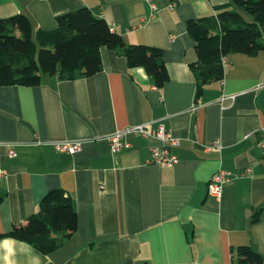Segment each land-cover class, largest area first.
I'll return each mask as SVG.
<instances>
[{
  "label": "crops",
  "instance_id": "obj_1",
  "mask_svg": "<svg viewBox=\"0 0 264 264\" xmlns=\"http://www.w3.org/2000/svg\"><path fill=\"white\" fill-rule=\"evenodd\" d=\"M151 3L155 11L146 0H0V19L25 15L35 34L88 8L128 46L162 50L169 75L159 88L144 68L102 48L94 76L0 87V167L8 172L0 235L26 225L55 189L72 198L78 216L72 236L52 234L61 245L49 255L0 239V264H235L240 246L264 257V50L230 55L224 79L198 95L188 24L229 0ZM159 124L180 140L177 164L148 163L151 148L162 146L155 138L129 134L132 148L112 152L110 135ZM59 142H81V150L59 152ZM221 170L232 177L219 200L208 184Z\"/></svg>",
  "mask_w": 264,
  "mask_h": 264
},
{
  "label": "trees",
  "instance_id": "obj_2",
  "mask_svg": "<svg viewBox=\"0 0 264 264\" xmlns=\"http://www.w3.org/2000/svg\"><path fill=\"white\" fill-rule=\"evenodd\" d=\"M216 12L188 24L198 54V61L190 66L198 82V95L205 86L224 79V58L232 54L256 56L264 50V0H229L227 5L216 6ZM56 23L55 30L35 34L25 15L0 19V87H35L44 76L61 80L94 76L103 69L102 48L121 54L130 68H144L159 88L169 81L162 50L128 46L90 9L59 15ZM77 229L72 198L55 189L43 197L39 212L26 225H15L0 239L13 238L49 255L61 245L52 234L72 236ZM234 253L235 264H264V257L252 246H240Z\"/></svg>",
  "mask_w": 264,
  "mask_h": 264
},
{
  "label": "built area",
  "instance_id": "obj_3",
  "mask_svg": "<svg viewBox=\"0 0 264 264\" xmlns=\"http://www.w3.org/2000/svg\"><path fill=\"white\" fill-rule=\"evenodd\" d=\"M146 1L150 4L152 11H155L156 6L151 3V0ZM222 64L224 69L229 66L227 58L223 59ZM129 134L144 138H155L162 143L160 148H151L148 163H153L161 167H171L179 162V156L174 150L180 148V140L173 138L165 125L159 124L155 130L148 129L146 125L131 126L126 130L110 135L108 141L114 154L124 149L132 148V143L126 140ZM258 147L264 152V140L258 143ZM55 148L59 152L75 154L81 150V142H59L55 144ZM8 154L13 158L16 156V151L11 149ZM7 176L8 172L0 167V179L7 178ZM231 177L232 174L228 171L221 170L216 173L208 184L209 195L220 200L223 196L224 186Z\"/></svg>",
  "mask_w": 264,
  "mask_h": 264
},
{
  "label": "rangeland",
  "instance_id": "obj_4",
  "mask_svg": "<svg viewBox=\"0 0 264 264\" xmlns=\"http://www.w3.org/2000/svg\"><path fill=\"white\" fill-rule=\"evenodd\" d=\"M248 18H250V17H248ZM250 20H251V18H250Z\"/></svg>",
  "mask_w": 264,
  "mask_h": 264
}]
</instances>
